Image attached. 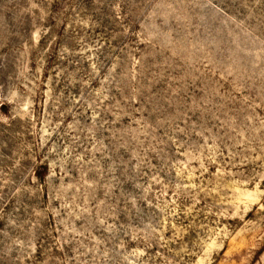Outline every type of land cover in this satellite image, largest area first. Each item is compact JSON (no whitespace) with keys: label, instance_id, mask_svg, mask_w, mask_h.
Here are the masks:
<instances>
[{"label":"rangeland","instance_id":"1","mask_svg":"<svg viewBox=\"0 0 264 264\" xmlns=\"http://www.w3.org/2000/svg\"><path fill=\"white\" fill-rule=\"evenodd\" d=\"M0 264H264V0H0Z\"/></svg>","mask_w":264,"mask_h":264}]
</instances>
